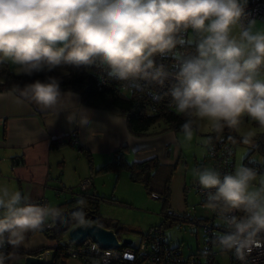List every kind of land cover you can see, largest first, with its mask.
Wrapping results in <instances>:
<instances>
[{
    "label": "clouds",
    "instance_id": "1",
    "mask_svg": "<svg viewBox=\"0 0 264 264\" xmlns=\"http://www.w3.org/2000/svg\"><path fill=\"white\" fill-rule=\"evenodd\" d=\"M247 0H0V65L10 62L14 71L31 75L60 65L76 69L100 66L109 78L162 83L168 75L157 54L176 57L175 82L168 90L172 105L186 116L180 125L191 141L207 121L221 132L239 128L247 116L264 129V29L255 21H243ZM192 35L185 36L187 30ZM194 44V51L178 45ZM70 90H62L58 77L13 84L0 91L5 96L26 97L52 112L72 107ZM79 112L70 123L88 128L90 121ZM109 119L120 123L116 111ZM52 120H50V123ZM94 135L89 129V138ZM256 133L240 137L250 145ZM212 137L203 141L208 144ZM198 184L208 190L205 205L219 214L225 229L216 244L244 260L246 251L264 239V181L257 170L242 164L225 174L216 168L193 169ZM70 210L73 222L86 227L83 197ZM235 210V211H234ZM65 212L30 201L26 192L0 182V264L10 257L7 243L25 244L30 234H43L49 226L63 223ZM117 235V234H116ZM121 241V240H120ZM119 241V242H120Z\"/></svg>",
    "mask_w": 264,
    "mask_h": 264
},
{
    "label": "crops",
    "instance_id": "2",
    "mask_svg": "<svg viewBox=\"0 0 264 264\" xmlns=\"http://www.w3.org/2000/svg\"><path fill=\"white\" fill-rule=\"evenodd\" d=\"M251 20L255 21V28L264 29V15ZM184 35H192V30H187ZM9 64L14 70L15 66ZM70 91L75 94L72 107H62L52 117L50 110L26 97L0 99V182L26 192L31 202L60 208L63 202L78 193V184L83 177L91 176V185L86 190L99 197H104L101 195L105 193L106 180H111V173L116 172L115 186L120 170L100 168L115 152L128 163L153 156L163 163H173L180 150L174 130L135 135L128 129L125 116L120 123H114L109 114L116 111L87 105L78 92ZM76 112L81 114L78 119L84 117L90 121L88 128L69 122L68 116ZM89 129L94 133L91 138ZM52 140L64 142L52 146ZM116 198L112 196L111 199ZM55 244V240L43 233L30 234L25 244L18 246L29 250L47 247L45 251L50 257L51 247ZM65 264L88 263L70 256Z\"/></svg>",
    "mask_w": 264,
    "mask_h": 264
},
{
    "label": "trees",
    "instance_id": "3",
    "mask_svg": "<svg viewBox=\"0 0 264 264\" xmlns=\"http://www.w3.org/2000/svg\"><path fill=\"white\" fill-rule=\"evenodd\" d=\"M177 47L181 51L184 49L194 51V44L185 43ZM154 60L158 64H163L168 70V75L164 78L163 82L157 83L156 81L141 79L136 82H127V87H125L126 82L109 78L105 69L100 66H95L88 70L83 68L76 69L71 65H60L48 71L33 72L31 75H28L22 72H15L9 63L6 62L0 65V90H8L13 84H23L35 79L43 80L47 76L52 75L58 77L61 89L78 92L82 102L85 104L123 113L126 117L128 129L135 135H150L166 130L181 131L180 125L184 122L186 116L175 110L171 97L168 94L169 88L175 82L172 74L177 70L178 61L171 53L157 54L154 56ZM205 134L207 138L212 137L211 141L207 144L208 157L210 156L209 150L213 144L221 141L232 147V142L241 141L240 137L242 136L237 134L234 128L227 126L219 133L210 129ZM256 139L255 148H258L264 155V132L258 135ZM63 142L64 140H52L51 145L56 146ZM246 159L247 157L244 159V165ZM100 168L107 171L126 169L129 172L130 178L133 181L141 182L147 193L155 192L158 194V198L162 200L161 214L163 215V220L160 225H153L146 232H141L139 240L146 238V244L150 251L155 248L157 240L161 244L159 247L178 249L177 246H169L162 231L163 225H170L184 218L183 215L176 214L169 205L171 179L175 163H163L155 156L128 163L121 154L117 155V152H115L112 159ZM81 197L86 201V210L90 211V215H94L92 218H86V220H92L105 228L113 226L117 235L119 230L136 231L134 230L136 228H132L131 226L126 227L117 221L106 218L102 219L98 213L101 197L87 192V190H78V193L73 194L68 200L63 202L60 208L76 204V201ZM201 200L203 201L204 198ZM198 221L201 220L198 219L194 223L196 224ZM203 221H208V219H204ZM213 225L216 228L223 226L221 224ZM215 231L217 230L215 229ZM215 231L213 232L215 233ZM43 233L49 239L56 241V244L51 247L50 260L43 264H65L66 259L69 257L68 249L77 245L67 235H64L65 231H55L51 226L47 227ZM125 245L136 246L137 244H132L130 241ZM46 248L40 247L29 250L19 246H10L7 253L10 259L7 264H15L22 256L36 254ZM145 260L138 253L134 260H117L110 264H150Z\"/></svg>",
    "mask_w": 264,
    "mask_h": 264
},
{
    "label": "rangeland",
    "instance_id": "4",
    "mask_svg": "<svg viewBox=\"0 0 264 264\" xmlns=\"http://www.w3.org/2000/svg\"><path fill=\"white\" fill-rule=\"evenodd\" d=\"M198 123L199 128L191 141L184 139L182 131L176 132L180 150L173 159L175 169L171 179L170 208L172 207L171 209L176 214L183 215L184 218L170 225L162 226L163 236L169 246H177L183 255H190L207 247V235L200 225L194 223V219H200L201 221L208 219L209 223L222 225L218 212L210 210L204 205L205 203H201V195L195 187L198 181L193 174V169L201 166L211 167L207 144L203 143L207 139L205 133L211 127L204 120H200ZM248 130H253L256 133L252 144L245 145L241 141L232 142V170L239 164L244 165L246 157L257 162L264 161L263 153L255 148L256 137L263 133L264 129L258 128L254 121L245 116L242 118L240 127L234 128V131L242 135ZM171 149H173V145H171ZM257 172L256 182L264 181V170ZM116 174V172L111 173V180H108V178L106 180L105 193L101 195L104 197L100 199L98 213L102 219L106 218L117 221L126 227L136 228L134 229L136 231L119 230L117 237L120 240L128 237L131 239L132 244H137L141 232H146L151 226L160 225L162 222V200L147 193L141 182L133 181L126 169H120V176L113 187ZM112 188H114L113 195L110 194ZM112 196H115V198L117 196V200H112ZM215 233L220 232L215 231ZM64 235H67V233ZM219 249L220 247L217 244H213L211 251L218 252L215 255L216 259L222 264H227L228 253L226 250ZM201 259H204V255H201Z\"/></svg>",
    "mask_w": 264,
    "mask_h": 264
},
{
    "label": "built area",
    "instance_id": "5",
    "mask_svg": "<svg viewBox=\"0 0 264 264\" xmlns=\"http://www.w3.org/2000/svg\"><path fill=\"white\" fill-rule=\"evenodd\" d=\"M246 15L242 18L245 23L249 19L260 17L264 14V0H248L245 5ZM232 147L225 142H217L212 145L209 150V159L211 167L216 168L222 175L232 171ZM264 160V159H263ZM245 165L248 167H253L257 171L264 170V161L257 162L251 159H246ZM91 176L83 177L80 179L78 188L81 191H85L91 185ZM197 192L201 195V203H205L206 195L208 191L202 186L197 184ZM150 195L154 198H158V194L151 192ZM205 205V204H204ZM235 211V210H234ZM196 219L195 221H197ZM194 221V222H195ZM196 224L200 225L203 232L207 235L206 246L203 250L197 251L190 255H183L179 249L164 248L159 241L155 242V248L150 251L148 245L146 244V238L139 240L136 246L132 245H122L115 248H104L97 244L95 241L87 238L83 243L72 246L68 249L69 257H78L86 263H97V264H110L117 260H134L138 253L146 259L145 261L150 264H222L216 259V254L218 252H212L211 248L213 244H216L214 237L215 229L219 232L225 231L224 227L216 228L215 225L210 224L208 221H198ZM111 229H115L112 227ZM116 234V232H115ZM117 236V235H116ZM117 240L120 239L117 237ZM12 245L5 244L3 251L8 253L9 247ZM226 250L228 253V263L227 264H264V239L258 241L257 244L250 247V250L246 251L244 260L239 259L234 251ZM220 252V251H219ZM221 253V252H220ZM42 260L46 263L50 260L47 256V251H39L36 253ZM201 255H204V259H201Z\"/></svg>",
    "mask_w": 264,
    "mask_h": 264
},
{
    "label": "water",
    "instance_id": "6",
    "mask_svg": "<svg viewBox=\"0 0 264 264\" xmlns=\"http://www.w3.org/2000/svg\"><path fill=\"white\" fill-rule=\"evenodd\" d=\"M77 205L68 206L62 208L65 212V219L63 223L52 225V229L55 231L66 232L68 238L76 245L83 243L87 238L95 241L101 247L115 248L127 244L131 241L130 238L124 237L120 242L117 240V236L113 229L105 228L100 224L87 220V226L81 227L73 222L70 210ZM86 218H92L94 215H90V211L86 210ZM15 264H43V260L36 254H26Z\"/></svg>",
    "mask_w": 264,
    "mask_h": 264
}]
</instances>
